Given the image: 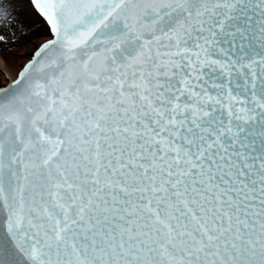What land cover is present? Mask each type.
<instances>
[{"label":"snow or ice","instance_id":"6c2138e0","mask_svg":"<svg viewBox=\"0 0 264 264\" xmlns=\"http://www.w3.org/2000/svg\"><path fill=\"white\" fill-rule=\"evenodd\" d=\"M0 264H264V0H0Z\"/></svg>","mask_w":264,"mask_h":264}]
</instances>
